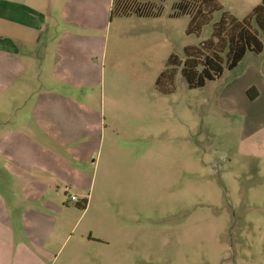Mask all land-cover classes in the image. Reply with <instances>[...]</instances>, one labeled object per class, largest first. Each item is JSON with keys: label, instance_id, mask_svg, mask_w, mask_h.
I'll list each match as a JSON object with an SVG mask.
<instances>
[{"label": "rangeland", "instance_id": "1", "mask_svg": "<svg viewBox=\"0 0 264 264\" xmlns=\"http://www.w3.org/2000/svg\"><path fill=\"white\" fill-rule=\"evenodd\" d=\"M81 1L72 4L90 7L82 19L97 25L78 34L85 46L94 43L91 57L79 54L81 80L51 76L50 32L28 46L35 55L25 93L20 84L0 96V132L49 92L78 101L98 126L83 187L49 193L57 212L48 213L49 228L40 225L51 228V241L39 264H264V50L203 88L190 89L176 67L174 92L161 94L155 83L170 56L184 59V48L209 39L212 26L187 35L190 17H175L181 0H148L141 15L147 0ZM69 2L25 1L52 28L63 11L70 21ZM68 147L56 155L69 161ZM11 244L0 241L5 259L37 264L12 256Z\"/></svg>", "mask_w": 264, "mask_h": 264}, {"label": "crops", "instance_id": "2", "mask_svg": "<svg viewBox=\"0 0 264 264\" xmlns=\"http://www.w3.org/2000/svg\"><path fill=\"white\" fill-rule=\"evenodd\" d=\"M25 1L0 0V96L10 86L20 88V84L21 92L25 93L23 81L30 83L32 80L31 60L35 55L28 51V46L32 47L33 43L40 45L42 36L50 32L54 34V44L49 45L45 57L50 61L51 76L57 80H70L76 84L83 73L80 52L85 51L86 59L92 56L89 44L93 46L94 43L87 41L85 46L78 35L97 28V25L82 19L91 12L90 7L73 5L74 1H82L70 0L66 6L71 15L67 22L73 23L69 30L64 11V20L60 17L52 28L47 14ZM218 1L234 17H247L262 0ZM240 2L250 3L240 7ZM43 47L45 54V43ZM25 88L29 94V86ZM28 108L29 105L24 114ZM83 111L86 112L85 119ZM24 114L15 127L0 132V160L5 162L4 171L0 170V177L4 179V184L0 180V241L11 240L12 256L32 258L39 264L43 263L42 257L48 258L49 255L45 250L51 241L48 213L57 212L54 210L57 202H52L49 193L52 190L60 192L64 187L65 190L83 187L82 164H87L92 158L91 145L97 138L98 126L93 123L92 114L88 117L82 104L58 92L40 97L34 111L30 108ZM52 144L60 149L52 152ZM66 146L70 148L69 161L56 155L66 150ZM46 222L48 228H41L40 225ZM14 223L20 225V232L24 235L21 240H15ZM3 256V249H0V264H13Z\"/></svg>", "mask_w": 264, "mask_h": 264}, {"label": "trees", "instance_id": "3", "mask_svg": "<svg viewBox=\"0 0 264 264\" xmlns=\"http://www.w3.org/2000/svg\"><path fill=\"white\" fill-rule=\"evenodd\" d=\"M147 2L148 0L141 2L138 15L144 12L143 7ZM177 10L175 17H190L187 35L200 37L210 25L212 34L197 46H186L184 59L175 54L170 56L165 70L155 83L161 94L174 92L176 67L180 68L190 89L203 88L207 82L221 78L226 70L235 69L248 52L261 54L264 50L261 40V35L264 34V0L241 20L226 11L218 0H181ZM216 15L218 19L214 21ZM249 95L253 98L251 93ZM86 205L87 201L80 208L85 210Z\"/></svg>", "mask_w": 264, "mask_h": 264}, {"label": "built area", "instance_id": "4", "mask_svg": "<svg viewBox=\"0 0 264 264\" xmlns=\"http://www.w3.org/2000/svg\"><path fill=\"white\" fill-rule=\"evenodd\" d=\"M73 200H77V198L75 196L72 197Z\"/></svg>", "mask_w": 264, "mask_h": 264}]
</instances>
